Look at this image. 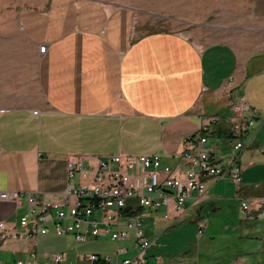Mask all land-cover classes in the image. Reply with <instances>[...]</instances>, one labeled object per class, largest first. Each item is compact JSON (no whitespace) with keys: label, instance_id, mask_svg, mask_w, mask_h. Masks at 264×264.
<instances>
[{"label":"crops","instance_id":"0c3cea01","mask_svg":"<svg viewBox=\"0 0 264 264\" xmlns=\"http://www.w3.org/2000/svg\"><path fill=\"white\" fill-rule=\"evenodd\" d=\"M248 8L247 21L223 16L169 32L155 27L156 14L130 5L0 0V190L58 201L83 181L69 179V159L88 168L108 155L159 154L174 166L184 139L209 117L221 119L207 130L230 166L228 120L232 105L246 99L255 124L243 139L249 146L238 162L240 187L228 177L209 178L197 204L194 191L181 210L171 201L139 212L154 241L145 264H264V0H250ZM27 213L25 199H0L1 264H48L57 253L64 264H115L140 251L135 230L125 227L129 237L118 241L105 235L78 242L52 232L20 237ZM118 247L126 252L117 255ZM92 254L101 258L92 261Z\"/></svg>","mask_w":264,"mask_h":264},{"label":"built area","instance_id":"2783aa9c","mask_svg":"<svg viewBox=\"0 0 264 264\" xmlns=\"http://www.w3.org/2000/svg\"><path fill=\"white\" fill-rule=\"evenodd\" d=\"M40 50L45 53L47 45L43 44ZM232 110L234 115L228 120L227 135L234 152L230 166L222 165L207 130L213 123L219 122L220 117L202 118L198 132L186 137L183 150L175 154L178 162L174 166L163 163L159 154L108 155L100 159L96 166L90 165L88 168L84 166L83 159H69V179L79 175L83 181L70 185L60 200L48 201L34 194L2 190L0 199L15 202L26 200L28 213L21 224L27 228V232L20 234V237L52 232L60 236L71 233L78 242L87 241L90 236L105 235H111L113 240L118 241L129 237V233L121 230V227L134 229L139 253L133 258L118 259L115 264H145V253L154 241L144 233L140 208L169 207L173 201L176 209L181 210L194 191L197 192L194 204H197L208 192L206 180L209 178L218 180L228 177L240 187L243 170L238 162L241 152L249 146L243 139L255 124V111L246 99L234 103ZM242 208L250 212L252 203L245 199ZM123 218L127 220L123 221ZM64 220L70 221L64 224ZM49 223H53V228ZM113 227H116V231H112ZM206 227V223H200L199 234ZM3 228L4 224L0 223V230ZM124 252L125 249L117 248V255ZM100 258L97 254L89 256L92 261ZM65 260L64 254L57 253L48 264H64ZM106 260L110 258L106 257ZM18 264L32 263L20 261Z\"/></svg>","mask_w":264,"mask_h":264},{"label":"rangeland","instance_id":"374dc122","mask_svg":"<svg viewBox=\"0 0 264 264\" xmlns=\"http://www.w3.org/2000/svg\"><path fill=\"white\" fill-rule=\"evenodd\" d=\"M130 5L138 13L156 14L155 27L169 32L195 28L192 22H215L223 16L247 21L250 0H99ZM47 106L46 103H41ZM79 177L75 179L77 182ZM204 236V233L201 235ZM197 237V236H196Z\"/></svg>","mask_w":264,"mask_h":264}]
</instances>
